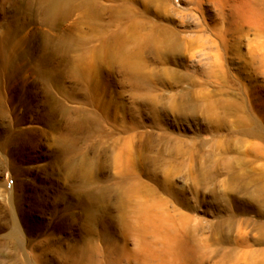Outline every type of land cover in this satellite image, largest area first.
Segmentation results:
<instances>
[{
    "label": "rangeland",
    "instance_id": "1",
    "mask_svg": "<svg viewBox=\"0 0 264 264\" xmlns=\"http://www.w3.org/2000/svg\"><path fill=\"white\" fill-rule=\"evenodd\" d=\"M132 3L139 15L158 25L179 30H194L200 24L210 30L228 27L208 0L200 8L206 11L205 23L189 0ZM43 13L40 0H0V264H86L65 250L92 239L100 243V252L87 264H145L124 231L120 196L113 187L120 180L115 154L121 146L130 149L126 143L131 135L136 136L131 151L139 153L135 166L131 161L134 172L157 200L168 203L161 207L171 216L166 228L170 248L155 243L149 264H264V176L252 173L241 178L240 173V154L249 148L246 159L253 158V139L240 153L232 144L228 156L234 158V170L215 161L211 140L215 133L193 105L200 58L189 60L182 54L178 60H159L155 50L148 49L157 97L137 100L123 73L105 71L97 77L105 89L100 91L102 105L94 110L87 91L70 74L78 52L59 50V38L68 24L81 18L80 12L56 30L44 21ZM85 25L76 26L73 35L92 37ZM249 25L237 34L227 55L228 88L231 94L247 88L259 99L258 111L264 114V76L254 75L251 81L247 77L257 66L254 53L264 48V32ZM6 39L11 46L5 45ZM55 67L57 86L48 91L47 78ZM167 68L176 71L168 74ZM223 85L214 82L209 89L218 91ZM79 102L83 116L90 119L81 131ZM133 158L130 155L129 161ZM261 163L264 159L257 158L245 168L250 171ZM250 178L254 184H249ZM86 182L111 187L91 200L81 187ZM91 227L99 232L108 229L111 239L89 233ZM15 228L25 244L39 246L36 257L16 246ZM112 239L128 252L109 250Z\"/></svg>",
    "mask_w": 264,
    "mask_h": 264
},
{
    "label": "bare ground",
    "instance_id": "2",
    "mask_svg": "<svg viewBox=\"0 0 264 264\" xmlns=\"http://www.w3.org/2000/svg\"><path fill=\"white\" fill-rule=\"evenodd\" d=\"M149 1L145 0V3ZM189 1L193 9L200 11L202 21L205 23L206 11L200 10L205 0ZM208 2L215 6L216 15L225 21L228 27L223 30L221 28V30H210L200 24L194 30H179L172 26L158 25L152 23L153 21L150 22L149 18L147 20V16L145 18V15H139L140 13L136 12L137 9L135 10L132 6L134 4L132 0H40V5L44 10V21L55 30L63 22L73 17L76 12H80L77 14H80L78 17H81V20L77 19L70 25L68 24L63 36L61 35L62 37L59 38L61 44L59 50L64 47L67 52H78L77 56L71 60L70 74L87 91L88 104L94 110H99L102 105L100 91L104 92L105 89L97 81V77L105 71L113 73L114 70H118L123 73L128 85L135 92V99L144 100L146 96L157 97L150 81L153 70L149 68L147 61L148 49H154L155 56L159 60L166 57L178 60V56H182V54L189 60L199 57L200 67L194 69L198 80L196 81L198 89L194 94L193 105L199 118L205 121L207 128L215 133L211 138L213 142L212 155L216 157L215 161L223 162L226 168L234 170V158L228 156L232 150V144L236 143L239 146L240 153L242 146L251 138L253 139L250 144V146L252 145L253 158L246 159L249 148L242 150L239 157L241 178L245 175L250 176L252 173H258L260 175L258 177H262L264 176V172H262L264 163L257 164L258 166L252 167L250 171L245 166L250 162H255L257 158L264 159V114L258 111L259 99L252 98V94L247 88L240 85L244 89L243 91L235 93L231 91L233 94L229 92L230 80L226 59L239 39L240 35L237 34L244 26L254 24L256 29L264 32V0H208ZM82 23L86 24L85 26L93 32L89 39L77 38L73 35L74 28ZM5 45L11 46L8 39H6ZM263 49L258 50L260 53L253 52V60L257 66L252 69V73L247 75L250 81L254 75L264 76ZM175 71L168 68L164 70L168 74L175 73ZM50 72L47 78L48 91H52L54 86H57L58 68L55 67ZM214 82L224 83L225 88H220L218 91L209 89L211 83ZM77 105L80 107L78 108L80 116L77 123L81 131L90 119L88 115L87 120L83 116V103L79 102ZM105 107L109 109L110 104ZM64 110L66 111V109ZM53 111L55 110L53 109ZM91 119L96 118L93 116ZM100 120L101 118H99ZM220 130H226L225 134H220ZM134 137L136 136H128L129 142L126 145L130 149L121 146L115 154L114 167L119 175L117 178L120 180L114 182L116 186H112L120 196V204L123 209L120 215L124 223V231L128 238L134 241L136 250L144 255L143 263L149 264V256L155 249H153L155 243L164 244L166 249L170 248L169 239H166V228L171 216L164 211V207H161V205L166 207L168 203L157 200L151 193L150 186L142 182L134 172L133 167L136 165L135 162H138L139 154L138 151H131V147H134ZM130 155L134 158L129 161ZM167 163L169 165L168 161ZM250 179L249 184H254V178ZM236 181L238 182V180ZM81 187L91 200H96L104 188L95 186L92 182H86ZM112 189L114 190V188ZM90 217L95 218L94 212L91 211ZM96 228L90 229L89 233L97 234L101 240L111 239L108 229L105 228L104 232H99ZM13 232L14 236L16 235L14 238H17L16 246L29 249L36 257V248L39 246L25 244L18 228H15ZM161 235L163 236L161 237ZM99 244L92 239L81 247L77 245L66 249L65 254L70 255L75 252L86 264L91 263V261L94 262L93 257L100 252ZM110 246L109 250L114 252H128L125 245L120 247L114 239ZM157 246L159 247V245ZM158 247L157 249H160L161 246ZM154 251L153 253H155ZM45 252L42 250L41 253Z\"/></svg>",
    "mask_w": 264,
    "mask_h": 264
}]
</instances>
